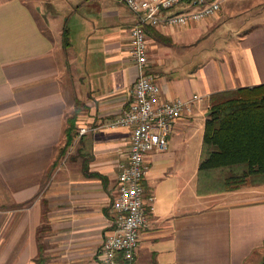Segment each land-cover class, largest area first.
Here are the masks:
<instances>
[{
  "label": "crops",
  "instance_id": "0c3cea01",
  "mask_svg": "<svg viewBox=\"0 0 264 264\" xmlns=\"http://www.w3.org/2000/svg\"><path fill=\"white\" fill-rule=\"evenodd\" d=\"M220 1L203 21L146 26L162 98L202 100L148 154L135 264H264V185L196 187L210 96L264 84V0ZM138 20L116 0H0V264H103L131 143L104 125L132 99Z\"/></svg>",
  "mask_w": 264,
  "mask_h": 264
},
{
  "label": "built area",
  "instance_id": "2783aa9c",
  "mask_svg": "<svg viewBox=\"0 0 264 264\" xmlns=\"http://www.w3.org/2000/svg\"><path fill=\"white\" fill-rule=\"evenodd\" d=\"M138 16L131 29V55L139 69L134 83L132 99L116 118L104 127H126L131 129L129 161L122 166L119 175L118 193L113 201L116 213L114 227L100 247L103 264H117L116 254L121 253L124 264H135L137 243L141 229L149 224L147 207L154 200L146 195L144 179L148 172L147 157L151 152L165 151L172 123L190 113L193 104L202 100V95L193 94L187 99L168 101L161 96V87L155 77L147 71L148 42L146 26L168 24L186 25L203 21L220 9V0H116ZM185 4L188 10L166 17L159 11ZM90 128L83 126L79 133Z\"/></svg>",
  "mask_w": 264,
  "mask_h": 264
},
{
  "label": "trees",
  "instance_id": "16d2710c",
  "mask_svg": "<svg viewBox=\"0 0 264 264\" xmlns=\"http://www.w3.org/2000/svg\"><path fill=\"white\" fill-rule=\"evenodd\" d=\"M69 35L64 42L69 45ZM198 165L199 194L264 185V84L209 98Z\"/></svg>",
  "mask_w": 264,
  "mask_h": 264
},
{
  "label": "rangeland",
  "instance_id": "374dc122",
  "mask_svg": "<svg viewBox=\"0 0 264 264\" xmlns=\"http://www.w3.org/2000/svg\"><path fill=\"white\" fill-rule=\"evenodd\" d=\"M181 11H184V10H181ZM181 11H179V12H181Z\"/></svg>",
  "mask_w": 264,
  "mask_h": 264
}]
</instances>
